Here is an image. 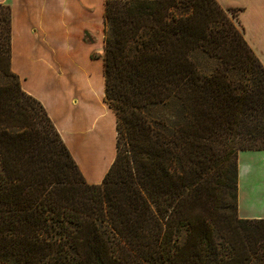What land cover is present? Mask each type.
<instances>
[{"label":"trees","instance_id":"obj_1","mask_svg":"<svg viewBox=\"0 0 264 264\" xmlns=\"http://www.w3.org/2000/svg\"><path fill=\"white\" fill-rule=\"evenodd\" d=\"M217 0H106L116 156L89 183L11 69L0 3V263L264 264L239 152L264 149V63ZM10 77L11 79H8Z\"/></svg>","mask_w":264,"mask_h":264},{"label":"crops","instance_id":"obj_2","mask_svg":"<svg viewBox=\"0 0 264 264\" xmlns=\"http://www.w3.org/2000/svg\"><path fill=\"white\" fill-rule=\"evenodd\" d=\"M242 8L240 20L250 47L264 63V0H217ZM106 0H0L11 11L12 70L24 91L40 100L89 183H100L116 156V115L104 101V11ZM101 49L102 59L92 54ZM263 150H243L241 176L257 172ZM4 264V263H0Z\"/></svg>","mask_w":264,"mask_h":264},{"label":"rangeland","instance_id":"obj_3","mask_svg":"<svg viewBox=\"0 0 264 264\" xmlns=\"http://www.w3.org/2000/svg\"><path fill=\"white\" fill-rule=\"evenodd\" d=\"M222 7L224 9H227V7H224V6ZM225 16H226V19H228V23H230L232 27H234V29L238 31L240 35L245 37L244 27L240 20V11L238 10H235L232 12L226 11ZM11 45H12V40H11ZM11 54H12V47H11ZM92 57L102 59L101 49L100 50L97 49L96 51H94L92 54ZM11 69H12V65H11ZM7 78L11 79L10 77H7ZM5 81H6V78L5 77L2 78L0 75V85L5 83ZM20 83H21V79H20ZM21 87L23 89L22 83H21ZM104 101H105V97H104ZM259 155H260V158H257V160H254V159L247 160L249 163H252L253 165L258 166L259 167L257 169L258 171L257 172L255 171V173L248 172L246 173V175L243 174L240 179L242 205L243 207L252 211V213H261L264 211V159H263V153H260Z\"/></svg>","mask_w":264,"mask_h":264}]
</instances>
